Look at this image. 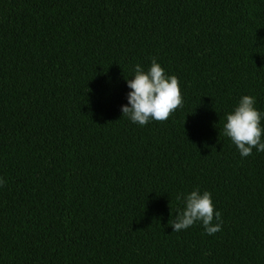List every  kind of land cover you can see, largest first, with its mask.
Masks as SVG:
<instances>
[{
	"label": "trees",
	"instance_id": "trees-1",
	"mask_svg": "<svg viewBox=\"0 0 264 264\" xmlns=\"http://www.w3.org/2000/svg\"><path fill=\"white\" fill-rule=\"evenodd\" d=\"M153 58L184 102L140 126ZM243 95L264 111V0H0V264H264V153L223 134ZM197 186L215 235L170 225Z\"/></svg>",
	"mask_w": 264,
	"mask_h": 264
},
{
	"label": "clouds",
	"instance_id": "clouds-1",
	"mask_svg": "<svg viewBox=\"0 0 264 264\" xmlns=\"http://www.w3.org/2000/svg\"><path fill=\"white\" fill-rule=\"evenodd\" d=\"M126 85L130 91L121 111L133 124L146 126L151 121H166L184 102L179 79L168 75L155 58L147 70L136 64L134 75L126 79ZM223 134L230 138L242 158L253 155V150L264 153V111L257 107L255 96H241L226 115ZM5 183V178L0 177V187ZM178 199L182 200L183 207L177 210L176 219L170 224L174 232L197 224L202 225L209 236L222 230V213L216 209L210 191L202 192L197 186Z\"/></svg>",
	"mask_w": 264,
	"mask_h": 264
}]
</instances>
